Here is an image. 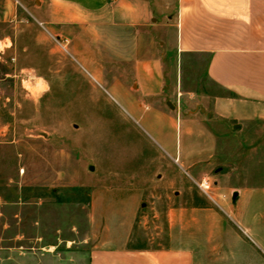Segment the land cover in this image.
Returning a JSON list of instances; mask_svg holds the SVG:
<instances>
[{
    "label": "rangeland",
    "instance_id": "obj_1",
    "mask_svg": "<svg viewBox=\"0 0 264 264\" xmlns=\"http://www.w3.org/2000/svg\"><path fill=\"white\" fill-rule=\"evenodd\" d=\"M115 1L108 0L106 19ZM40 5L0 0V264H89L103 233L127 227L129 219L120 215L130 214L134 189L144 190L135 242L162 244L172 233L166 212L199 205L225 211L249 238L248 252L253 247L264 257V121L225 131L208 116V99L224 94L206 75L208 55L189 53L179 63L172 40L155 36L153 49L173 69L164 74L157 106L182 124L176 129L167 122L159 131L130 111L122 87L113 82L111 63L117 60L111 51L120 44L113 35L119 28H108L114 40L107 41L101 38L104 27L84 33L73 23L48 26L35 15ZM84 47L96 64L80 52ZM122 77L130 96L139 97L133 76ZM148 108L144 102L143 112ZM186 128L222 136L206 145L215 151L212 168L199 176H190L179 161L190 139ZM144 180L146 186H138ZM214 182L233 185V194L221 186L229 189L227 199L236 187L256 188V203L243 195L236 203L251 218L255 214L261 237L213 200ZM202 183L209 188L204 191Z\"/></svg>",
    "mask_w": 264,
    "mask_h": 264
},
{
    "label": "crops",
    "instance_id": "obj_2",
    "mask_svg": "<svg viewBox=\"0 0 264 264\" xmlns=\"http://www.w3.org/2000/svg\"><path fill=\"white\" fill-rule=\"evenodd\" d=\"M115 2L116 8L110 14L111 19H106L105 13L108 0H41L35 15L52 27L77 24L85 29L84 33L92 32L87 30L89 27H104L103 33L106 35L100 37L107 38V41L111 38L114 40V35L120 44L111 51L117 60L111 63L113 69H116L114 75H117L112 77L113 82L115 86L122 87L130 111L159 131L167 122L176 129L182 125L168 118L157 106L158 97L164 89V74H173L172 67L165 66L159 52L153 49L155 36L161 34L172 40V52L179 63L189 53L208 55L206 75L224 91L223 95L208 99V116L214 122L223 124L225 131H229L230 126L238 128L253 121H264V0ZM112 27H118L119 30L110 36L108 28ZM94 33L98 40V32ZM88 50L84 47L80 52L84 51L87 59L93 62L90 54H87ZM93 63L96 64V61ZM97 72L104 74V70L99 67ZM124 75L133 76L139 97L130 96L124 87ZM144 102L151 106L148 112H143ZM168 103L170 101H165L167 106ZM186 130L190 139L185 155H180L179 161L190 172V176H199L200 172L212 168L210 158L215 151L206 149V145L222 136L207 131L198 133L190 128ZM203 178L205 180L206 177ZM141 183L138 186H146L145 180ZM174 185L171 182L168 189ZM214 186L216 197L212 198L219 207L223 206L234 214L245 231L261 237L262 227H259L255 214L251 218L247 208L242 210L236 203L241 195L249 204L256 203L259 199V196L253 194L256 188L236 187L235 200L227 199L226 196L232 184L223 186L214 182ZM221 186L229 189H221ZM233 191L230 189V194ZM130 192L133 199L130 202V214L123 211L120 215L121 218L129 219L127 227L117 234L103 233L100 236L102 243L95 245L90 253L89 264H264V257L257 255L252 246L251 252H248L249 238L241 234L226 217L225 211L211 207L197 205L187 211L180 206L167 211L173 220L170 228L172 233L162 237V244L145 246L135 242L134 224L144 190L134 189ZM120 203L124 209L125 199L120 198ZM185 219H189L186 226ZM31 257L33 260V254Z\"/></svg>",
    "mask_w": 264,
    "mask_h": 264
},
{
    "label": "water",
    "instance_id": "obj_3",
    "mask_svg": "<svg viewBox=\"0 0 264 264\" xmlns=\"http://www.w3.org/2000/svg\"><path fill=\"white\" fill-rule=\"evenodd\" d=\"M168 105H169L170 107H172V105H171L170 103H168ZM90 169L93 170L94 167H93V166H90ZM233 197H234V199L237 197V192H234Z\"/></svg>",
    "mask_w": 264,
    "mask_h": 264
},
{
    "label": "built area",
    "instance_id": "obj_4",
    "mask_svg": "<svg viewBox=\"0 0 264 264\" xmlns=\"http://www.w3.org/2000/svg\"><path fill=\"white\" fill-rule=\"evenodd\" d=\"M201 187L203 188V190L205 191L206 189L209 188V185L208 184H201Z\"/></svg>",
    "mask_w": 264,
    "mask_h": 264
}]
</instances>
